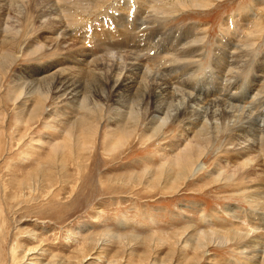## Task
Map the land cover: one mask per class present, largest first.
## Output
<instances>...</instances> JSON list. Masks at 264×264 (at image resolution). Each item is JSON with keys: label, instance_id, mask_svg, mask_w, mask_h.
Segmentation results:
<instances>
[{"label": "rangeland", "instance_id": "374dc122", "mask_svg": "<svg viewBox=\"0 0 264 264\" xmlns=\"http://www.w3.org/2000/svg\"><path fill=\"white\" fill-rule=\"evenodd\" d=\"M117 1L123 4V11L118 12L120 16L110 17L113 4H108L88 21L89 33L84 32L88 27L77 32L71 31L75 29L72 27L69 33L73 43L68 42L61 51L57 52L52 43L55 34L39 30L40 22H34L36 27L27 33L33 37L31 44L26 46V36L15 35L22 44L23 56L0 71V264H264V250L260 246L253 252L212 241L199 251L187 241L189 237H201L203 232L233 229L248 231V238L257 236L264 241V208L245 197L249 194L245 188L256 185L262 189L260 194L254 193L264 197L263 159H256L254 165L259 167L247 180L235 179L233 185L231 181L214 182L217 159L225 163L227 159L225 165L230 172L238 164L237 157L222 154L223 151L239 153L245 144L238 145V138L227 145H220L225 138L210 144L204 160L191 173L179 178L178 169L170 166L172 151L185 144L184 138L192 136L191 130L178 123L179 119L172 124L168 121L163 136L149 142L138 139L147 134L140 126L128 146L114 153L105 152L107 119L114 111L106 112L110 103L96 95L78 98L79 102L85 101L90 107L95 104L102 110L103 119L94 145L83 150L74 147L69 153V145L63 143L65 129L61 119L70 120L75 114L78 117L79 109L68 110L59 105L52 85H39L36 79L43 81L40 75L61 69L59 66L72 68L73 77L78 79L89 76L88 64L71 62L79 53L93 54L91 51L99 43L92 41V31L103 38L100 48L109 46L114 53L130 51L140 55L143 46L137 39L141 35L131 24L135 18L141 19L143 8L138 9L135 0ZM126 6L129 9L125 10ZM140 22L144 23L145 19ZM158 26L171 34L163 47L157 45V52L165 46L171 49L179 42L182 46L192 28L195 34L203 35V42L195 44L202 55L193 64V71H197L191 74L200 77L197 80L200 85L205 71L214 72L207 79L214 91L207 101L226 100L230 106L253 117L264 115V0L215 1L206 9L193 7L170 15ZM2 31L1 44L9 40L5 38V30ZM220 39L228 44L227 50L217 46ZM43 44H50L49 50L32 53ZM72 44L76 46L70 48ZM214 53L223 62L221 68H210ZM237 56L242 62L235 70ZM229 78L233 89L226 83ZM108 87V84L104 86ZM237 96L244 98L242 104L235 101L239 99ZM146 103L143 99L139 107L134 106L143 110ZM71 111L70 116L61 117L63 112ZM256 127L255 138L261 140L264 125L259 127L260 133ZM52 152L56 158H52ZM167 154L171 155L169 161L165 160ZM163 163L170 168L167 165L162 168ZM156 174H162L161 178H154Z\"/></svg>", "mask_w": 264, "mask_h": 264}, {"label": "bare ground", "instance_id": "6f19581e", "mask_svg": "<svg viewBox=\"0 0 264 264\" xmlns=\"http://www.w3.org/2000/svg\"><path fill=\"white\" fill-rule=\"evenodd\" d=\"M135 1L138 9L143 8L141 11L144 12L141 19L135 18L131 24V27L139 30L138 34L141 35V38L137 39L140 45L143 46V51L140 50V55H135L130 53V51L126 54H120V52L114 53L113 48L109 46L100 48V44L103 43V38L101 39L100 36H97V34L92 31V38H94L92 41H97L99 43L95 49L92 47L94 51L91 52L93 54L88 55L89 51L82 54L79 53L74 60L72 59L73 62H71L74 63V65L82 61L88 64L89 76L78 79L73 77V71L71 72L72 68L59 66L61 69H55L53 72L46 73V75H40V77L44 78L43 81H41L40 78L36 79L39 85L41 83H44V85H52L53 92L58 95L59 105L66 107L68 110H73L71 107H74L76 110L79 109L78 117H75V114L70 120L66 119L69 117L61 119V125L65 129L63 143L69 145V153H71V148L78 147L80 150L89 149V146L91 147L94 143L97 137L98 127L100 126L99 123L103 119L101 116L102 110H99V107L95 104L93 107H90L85 101L79 102L80 100H78V98L80 96H83V98L87 96L94 98L98 95V97L110 103L109 108H106V112L114 111L107 119V140L105 141L106 143L104 142L103 148L105 152L113 151L114 153L115 151L121 150L127 144L129 145V140L135 130L140 128V126L143 127L147 134L146 136L142 134L143 136H139L138 139L140 140L143 138L150 142V140L155 137L163 136L165 133L164 130L168 128L166 124L168 121L172 124L173 121L179 119L178 123H183L185 128L187 127L188 130H191L190 135H192L184 138V145L172 151L174 157L172 156L173 158L171 159L172 162L170 166L178 169L179 178H184L187 174L191 173L194 167H197V164L204 160V157L209 153L210 144L213 145L216 141L220 142L222 138H225L224 142H221L222 144L220 143V145H227L238 138V143L241 142V144H245L243 147L239 146V153H234L232 155L225 153L223 150L220 151H223L222 154L224 156L230 155L232 157H237L238 161L236 162H238V164H235V168L230 172L225 165L227 159L225 160L226 163L217 159L215 165L217 168L214 170V174L216 175L214 182L231 181L230 184L233 185L232 183L235 179L240 180V178H242L247 180L249 175L257 169L258 165H254L256 159L258 160V158H261L264 161V137L258 140L259 138H255L258 133L254 132L255 126H257L256 131L259 132V127L264 125V115L262 116V114H260L258 117H253V114L248 115L249 113H246L244 110L230 106L229 102L226 100L221 101L214 99L211 102L207 101L209 97H212L214 92L210 84L211 82H207V79L210 76L209 74L214 72L212 70L205 71L201 77L203 83L200 85L197 84V80H199L200 77H194L191 74H195L197 71V69L193 71V64L197 63V58L202 55L199 54L200 49L195 47V44L203 42L204 40L203 35L200 36L199 33L195 34L194 31L196 30L192 28L193 26L191 27L192 29L189 28L188 35L184 37L182 46L179 45V42L171 49L170 46H165L164 49L157 52L159 50L157 45L163 47L166 37H169L171 34L162 31L160 29L161 27L159 28L158 26L160 23L165 22L170 15H177L180 11L185 9L193 7L206 9L213 5L215 1L221 0ZM108 4H111V6L113 4L111 8L112 11L108 14L110 17L116 18L121 15V13L119 15L118 12H120V10L121 12L123 11L121 8L123 4L117 0H0V30L3 27L2 30H5V34L7 35L5 38L9 39L4 40L2 44L0 43V47H2L0 51L2 52L0 56V71L7 65H12L18 57L23 56V52L20 50L22 44L18 43L19 40H16V36H26V46L31 44L33 37L32 35L27 36V33L29 30H33L36 27L34 22H40L39 30L43 33L46 31L48 33L50 32L51 35L55 34L56 37L52 43L58 48V52L61 51L59 49L68 42L73 43L71 39L72 35L70 36L69 33L72 27L75 29L71 31L77 32L81 29L83 30V27L85 30V28L88 27L90 18L93 15H99L101 9ZM127 6L125 10L129 9ZM147 10L149 12L145 15ZM61 16L64 17V19H62ZM142 19L143 21L145 19L144 23L140 22ZM77 26L80 27L76 28ZM88 28L84 31L85 33H89L88 31H90L91 27ZM145 37L148 38L146 41L144 40ZM83 39L85 41V38ZM89 42H91V40ZM221 42L223 43L222 45H220ZM246 42L245 44H247ZM50 44H43L32 53H39L44 49L49 50ZM73 46L76 45L72 44L70 48ZM217 46H223V48L227 50L226 47L228 44H224L223 39H220ZM16 48L20 50L18 54L16 53ZM80 48L83 49L82 47ZM150 51H152L151 56L149 55ZM217 55L218 53L213 54L210 68L214 67L218 69L222 67L223 62L221 59H217ZM81 56L84 57L81 58ZM90 58H92V60L88 61ZM241 62L239 56H237L234 64L235 70L239 69L236 66L240 65ZM157 63L161 65H157ZM229 65L231 66V64ZM3 71L4 69L2 72ZM222 71L225 72V69ZM229 71L231 72L230 69ZM222 73H218L220 77H222ZM188 74L192 75V77L183 79V77ZM213 79H216V76ZM226 83L229 89H233V86L230 85L232 83L230 78ZM106 84H108V88H104ZM106 91H108V93H106ZM246 94L247 92L245 91L244 95L246 96ZM201 97L206 98L202 100ZM230 98H232V96ZM230 98L227 100H230ZM143 99L147 102L145 108H143V110L137 109L134 104L139 107V103H141ZM243 100L244 98L240 97L239 99H235V101L241 104ZM76 101L77 103H75ZM104 105L106 107L105 103ZM121 109L122 111H126L122 113V111H119ZM74 112L75 111H73V113ZM71 113L72 111L70 113L63 112L62 116H59L63 117L65 114L70 116ZM203 117L204 120L202 119ZM218 122H220V124H218ZM178 136L180 137L182 135L179 134ZM239 139L242 141H239ZM171 141L173 142L174 140ZM172 142L169 143L170 146ZM241 144L239 143L238 145ZM51 154L52 158H56L53 152ZM75 154L74 156L77 157V151ZM254 154L256 157L252 156ZM169 155L170 154H167L165 156L166 161H169V157L171 156ZM163 165L166 166L167 164L163 163L161 167ZM167 168L170 167L167 165ZM143 171H150V169H144ZM161 176L156 174L154 178H161ZM246 182H244V184H246ZM250 187H248V189L245 188V190L248 191L247 193H249L246 194L245 197L251 201L250 203L254 201V205L257 204L261 206V208H264V197L259 196L262 188H260V185ZM251 189H254V191L252 192ZM254 192L259 194L256 195ZM187 231L188 230H186V232ZM248 233V231L244 232L242 229L226 230L223 232L215 231L211 233L203 232L201 237H189L187 241L193 245L194 250H203L201 248H207L212 241L225 244L230 243V245H234L237 248L246 250L252 249L253 252H257L259 246L264 250V241L259 240L257 236L248 238Z\"/></svg>", "mask_w": 264, "mask_h": 264}]
</instances>
